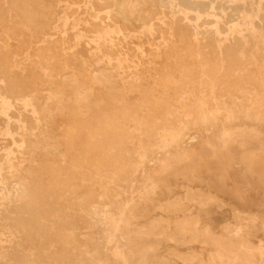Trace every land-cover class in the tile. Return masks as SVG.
I'll return each instance as SVG.
<instances>
[{
	"label": "rangeland",
	"instance_id": "374dc122",
	"mask_svg": "<svg viewBox=\"0 0 264 264\" xmlns=\"http://www.w3.org/2000/svg\"><path fill=\"white\" fill-rule=\"evenodd\" d=\"M218 1L224 12L235 7L238 15L263 16L253 19L252 36L245 19L238 16L229 23H240L249 39L253 58L240 71L248 73L240 100L251 109L230 114L221 109L219 117L210 114V105L205 117L195 118L180 96L171 95L163 109L148 104L135 112L134 122L123 125L121 157L99 149L79 162L62 145L57 128H50L54 147L39 135L41 126L24 156L67 168L77 162L78 169L67 191L31 208V217L22 220L25 228L13 227L0 212V264H264V0ZM215 12L221 13L219 8ZM16 51L20 62H29L24 48ZM80 53L92 71L104 68L115 75L83 47ZM143 89L158 94L150 81L143 82ZM228 91L220 88L218 95ZM49 92L43 88L42 105ZM193 93L190 89L186 96ZM89 97L85 118L93 127L97 115L115 108L97 106L94 94ZM127 101L139 102L140 94H128ZM60 122L67 125L65 118ZM5 123L0 115V128ZM0 134L2 155L14 145ZM102 154L108 157L102 162L106 166H98ZM0 165L4 172L11 169L4 158ZM22 165L25 170L29 161ZM24 181L9 174L0 178V201L10 197V205L19 204L16 195ZM41 187L53 186L44 182Z\"/></svg>",
	"mask_w": 264,
	"mask_h": 264
},
{
	"label": "bare ground",
	"instance_id": "6f19581e",
	"mask_svg": "<svg viewBox=\"0 0 264 264\" xmlns=\"http://www.w3.org/2000/svg\"><path fill=\"white\" fill-rule=\"evenodd\" d=\"M249 5L252 9V2ZM238 16L246 20L252 36L253 19L262 15H238L235 7L224 12L218 0H55L54 5L47 0H0V115L6 119L0 133L14 145L0 155L11 167L4 172L0 165V178L26 177L16 195L19 204L10 205V197L0 201V212L13 227L25 228L22 220L31 217L32 207L67 191L78 169L77 162L67 168L24 156L41 126L39 135L54 147L57 140L50 128H57L62 145L79 162L99 149L121 157L123 125L134 122L135 112L148 104L163 109L171 95L180 96L195 118L205 117L210 105L212 116H219L221 109L230 114L250 108L240 100L248 80V73L240 71L253 58L247 50L250 43L240 23L229 24ZM82 47L95 62L112 67L115 75L104 68L92 71L89 59L80 53ZM19 48L25 49L29 62H20ZM124 74L129 75L126 81ZM145 80L152 83L156 97L143 89ZM44 87L52 92L42 105ZM220 88L229 91L220 96ZM190 89L194 93L186 96ZM131 93H139L140 101L129 103ZM93 94L97 106L115 109L97 115L90 127L84 106ZM104 161L106 154L98 166H106ZM44 182L53 187L42 188Z\"/></svg>",
	"mask_w": 264,
	"mask_h": 264
}]
</instances>
